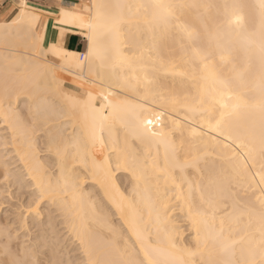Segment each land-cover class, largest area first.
I'll return each instance as SVG.
<instances>
[{"label": "bare ground", "instance_id": "1", "mask_svg": "<svg viewBox=\"0 0 264 264\" xmlns=\"http://www.w3.org/2000/svg\"><path fill=\"white\" fill-rule=\"evenodd\" d=\"M25 3L0 22V128L10 149L7 161L0 156V179L22 200L20 211L0 219V261L124 264L144 258L140 232L165 249L161 260L179 257L197 248L190 204L203 213L205 256L222 230L238 241L235 259H259L260 0H88L81 12L55 14L26 3L13 24ZM158 4L186 7L165 26ZM41 14L53 19L38 33ZM89 20L92 28L81 26ZM185 29L199 39L189 43ZM57 33L80 36L84 51L56 45ZM12 73L8 88L2 74ZM237 95L246 103L234 109ZM49 142L59 154L45 149L37 159L35 146ZM177 147L195 167L176 166ZM214 255L232 253L217 246Z\"/></svg>", "mask_w": 264, "mask_h": 264}, {"label": "snow or ice", "instance_id": "2", "mask_svg": "<svg viewBox=\"0 0 264 264\" xmlns=\"http://www.w3.org/2000/svg\"><path fill=\"white\" fill-rule=\"evenodd\" d=\"M154 7L166 10V12L160 15L158 19L161 24L168 26L171 23V18L174 16V10L176 8H184L186 6L185 5H173V4H158V5H155ZM259 7L261 11L264 12V0H260ZM26 10H27V4L25 3L24 5L21 6L20 17H18L15 20H12V23L13 24L17 23L19 19L23 17L24 12ZM14 14L15 13H13V15ZM9 19H11V16L6 17L5 22L7 23ZM81 26L92 28L93 24L89 20V22L87 23L82 22ZM205 30L207 31V26H205ZM185 31H186L189 43H194L197 39H199V34L195 32V30L185 29ZM261 53H262V59H264V45H262L261 47ZM211 54L212 53L209 52L204 58L207 59V56ZM221 59L225 60L226 57L222 55ZM220 82L221 84H223L225 88L229 86L227 80H221ZM231 98H232L231 94H229V99ZM236 100H237V103L233 105L234 109L239 108L242 104L246 103V101L240 95L236 96ZM221 107L227 108L228 105L222 104ZM258 108L261 113V139H262V142H264V96H262V99L258 105ZM101 115H103V113H101ZM157 119H159V117H157ZM146 122L149 125L153 123L152 119H147ZM29 147L30 148L32 147L31 142L29 143ZM35 147H36V158L37 159L40 158V154L43 153L45 149L49 152L55 149V151L58 154L60 152L59 146L51 142L46 143L44 146H40L39 144H37ZM180 151L181 150L179 147L174 149L176 166L179 167L181 171H183V169L187 167H195L196 160L194 158L192 160L185 158L183 161H181ZM260 155H261L262 161H264V149L261 150ZM258 174L260 177V183L264 185V162L261 163ZM261 191H264V188H262ZM40 195L41 197L43 196V190H41ZM261 207L262 209H264V201L261 202ZM188 213H189L191 222L193 226L195 227L196 234H197L196 236L197 248L196 249H192L191 247H185L183 249H180L181 255L179 257L172 256L171 259L161 260L160 256L165 254V249L159 247L158 245L153 246L150 242H145L144 233L140 232L137 235H138V239L142 241V250H143L144 258L140 259L139 256L137 255V258L128 260L124 262V264H264V211L261 212L262 231H261V248L259 251V259H256L255 254H253L252 259L244 261V262H241L240 260L235 259L234 249L238 241L232 239L231 237H225L222 230L219 234L213 237V247L212 249L208 250L207 256H205L204 251L201 250L199 247L200 245L199 224L201 223V217L203 216V213L199 209H196L194 211V206L191 204L189 205ZM165 240L167 241L168 248L177 249V242L173 236L166 233ZM217 246L219 247V250L221 252H225V253L231 252L232 253L231 258L223 259V260L217 259L214 255V251ZM204 247L205 249H208L207 239H205L204 241ZM6 252H7V249H6ZM197 255H199L200 257L198 260L194 259ZM185 256H187L188 258L186 259ZM0 264H5V262L0 261ZM7 264H27V262L13 258L10 261H8ZM61 264H63V262H61ZM69 264H73V262L69 261ZM89 264H98V262H93L90 260Z\"/></svg>", "mask_w": 264, "mask_h": 264}, {"label": "crops", "instance_id": "3", "mask_svg": "<svg viewBox=\"0 0 264 264\" xmlns=\"http://www.w3.org/2000/svg\"><path fill=\"white\" fill-rule=\"evenodd\" d=\"M27 4L32 6L37 10H42L43 13L48 11V14H55L59 9H71L74 11H79L83 6L88 5V0H24ZM21 0H0V18L5 17L12 10L19 6ZM39 10V11H40ZM45 10V11H43ZM52 16L47 14H41L38 22L40 30L44 24H49L52 21ZM53 30L50 31L48 35V41L52 40ZM54 43L62 48H65L71 52L82 53L85 49L84 39L80 36L68 34H56L54 38ZM77 46V47H76Z\"/></svg>", "mask_w": 264, "mask_h": 264}, {"label": "rangeland", "instance_id": "4", "mask_svg": "<svg viewBox=\"0 0 264 264\" xmlns=\"http://www.w3.org/2000/svg\"><path fill=\"white\" fill-rule=\"evenodd\" d=\"M19 5V4H18ZM17 10H18V6H16L13 10H12V12H10V14H8L7 16H5V17H1L0 18V22H5V18L6 17H9V16H11V18H12V16H13V13H16L17 12ZM82 11V8L79 10V12H81ZM10 20V19H9ZM8 20V21H9ZM41 30H40V27H37V32L39 33ZM19 48H21V47H19ZM49 60H51V61H53L52 59H50L49 58ZM13 74H15V73H12V74H2V81H3V83L2 84H4V85H6V87H10V82L12 81V79L10 78L11 77V75H13ZM65 89H67L68 91H74L75 89L74 88H72V87H70V86H65ZM21 108V107H20ZM0 137L1 136H3V137H5L6 138V140L7 141H4V143H3V139L1 140L0 139V156H2V157H4L3 159L5 160V161H7L8 159H9V156H8V152L10 151V149H9V147H7V145H6V147H4V144H5V142L7 143L8 142V134H7V131H6V129H4V128H0ZM1 144H2V146H1ZM5 152H6V155H4L5 154ZM14 166V165H13ZM11 168V167H10ZM14 168V167H13ZM1 172V171H0ZM2 180V181H1ZM7 179H4L3 180V178H1L0 179V191L1 190H3V192L1 191L0 192V202H2L1 204H3V206L1 205L0 206V219L2 220V218L4 219H6V217H7V215H8V218H9V216H10V218H11V216H12V214H14L15 215V212L17 213V210L19 209V205H21V202H22V200H21V202H20V200H18L17 199V195H15L14 194V192H13V190H14V188H10V189H13V190H10V189H8V190H5V189H7V188H5V187H7V181H6ZM6 182V184L4 183V182ZM4 183V184H3ZM5 185V186H4ZM2 186H3V189H2ZM5 190V191H4ZM12 191V192H11ZM9 193V194H8ZM16 196H14V195ZM13 195V196H12ZM6 198H10V199H6ZM7 201V202H6ZM5 202V203H4ZM17 202V203H16ZM19 202V203H18ZM12 205H13V207H12ZM3 208V209H2ZM9 208V209H8ZM16 208H17V210H16ZM8 209V210H7ZM16 210V211H15ZM22 210V209H21ZM8 211V212H7ZM10 211H12V212H10ZM13 211H15L14 213H13ZM18 211H20V209L18 210ZM4 212H5V214H4ZM7 212V213H6ZM12 213V214H11ZM3 216H2V215ZM13 215V216H14ZM12 216V217H13ZM60 236V238L58 237V239H63V237H62V235L60 234L59 235ZM62 237V238H61ZM62 245H64V243H62ZM67 244L65 243V245L64 246H66ZM67 249H69L70 250V248H67ZM71 254H73V255H71ZM75 254L73 253V251H72V253L70 252V254H69V256H71V257H73ZM73 260V262L75 261L74 259H72ZM77 263V262H76ZM75 264V263H74Z\"/></svg>", "mask_w": 264, "mask_h": 264}]
</instances>
